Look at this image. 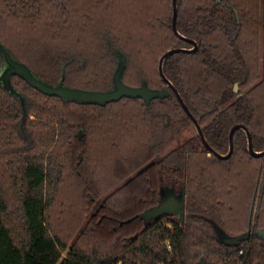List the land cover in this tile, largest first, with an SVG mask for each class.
<instances>
[{
    "label": "trees",
    "instance_id": "obj_1",
    "mask_svg": "<svg viewBox=\"0 0 264 264\" xmlns=\"http://www.w3.org/2000/svg\"><path fill=\"white\" fill-rule=\"evenodd\" d=\"M171 18V0H0V43L49 85L110 90L117 50L125 85L160 89L159 58L191 48ZM176 29L198 49L163 73L208 145L226 154L240 123L264 151V0H177ZM10 82L23 103L0 86V264H264V157L242 131L227 160L195 132L165 154L192 127L174 95L82 105ZM159 175L181 183L183 221L134 218L159 204ZM211 222L248 236L225 246Z\"/></svg>",
    "mask_w": 264,
    "mask_h": 264
},
{
    "label": "water",
    "instance_id": "obj_2",
    "mask_svg": "<svg viewBox=\"0 0 264 264\" xmlns=\"http://www.w3.org/2000/svg\"><path fill=\"white\" fill-rule=\"evenodd\" d=\"M172 4V18H171V29L173 34L180 40L192 46L191 49H171L165 52L158 61V74L162 79L166 87L158 89H150L145 81H142L141 86L138 88H133L125 85L122 82V75L125 69V57L119 52L114 51V55L117 58V66L112 75V88L110 90L101 92V91H85L81 89H74L63 85V79L59 81L56 85H49L39 78H37L30 69L23 63L14 59L7 49L0 43V57L2 59V67L0 69V86L7 91L8 93L18 97L23 103L21 95L14 90L11 85V78L16 76L21 78L27 85H29L34 90L47 97H56L61 99L64 102H74L82 105H99L105 106L111 103H117L123 98L127 99H141L144 103L149 106L152 100H164L170 96L172 93L178 103L180 104L182 110L186 116L191 121V126L196 133V135L201 140L205 149L213 156L217 157L220 160H227L233 152V135L236 131H242L246 137V149L249 155L253 158H262L264 157V151L255 152L253 150L252 138L249 129L243 124L234 125L228 136V152L224 155H221L215 152L206 142L202 128L199 125L196 118L190 113L186 105L184 104L181 96L172 85V83L165 77L163 73V63L164 61L178 53H195L198 49V45L195 41L187 39L179 34L176 29V18H177V0H171ZM237 91V84L234 87V92ZM171 92V93H170ZM81 131L78 136L81 137ZM162 216H175L178 217L180 221H183L185 216V195L184 191L176 197L173 193H165L161 196L159 204L151 209L144 211L143 213L135 216L134 218H140L144 221L145 224H149L160 218ZM132 220V219H130ZM130 220H127L125 223H128ZM213 227V232L216 234L220 243L228 247H234L237 244L244 241L248 234H243L238 237H229L227 236L215 222H211ZM261 237H264V232L259 233Z\"/></svg>",
    "mask_w": 264,
    "mask_h": 264
},
{
    "label": "rangeland",
    "instance_id": "obj_3",
    "mask_svg": "<svg viewBox=\"0 0 264 264\" xmlns=\"http://www.w3.org/2000/svg\"><path fill=\"white\" fill-rule=\"evenodd\" d=\"M193 134H194V131H193L192 127H190L189 133H184L182 137H180L175 142H173L169 146L167 151H165V154L168 153L169 151H171L172 149L176 148L180 144H182L186 139H188L190 137V135H193ZM160 186H161L163 194L171 192L176 197H178L180 195L181 190H182L181 184H178V183L175 184L172 180H170L168 178L160 179ZM101 201H99L98 203L95 204L94 208L90 211L89 217L93 216L95 214V212L100 208V206L102 205ZM213 234L216 236V234L214 232H213ZM78 235H79V232L77 233L76 237Z\"/></svg>",
    "mask_w": 264,
    "mask_h": 264
},
{
    "label": "flooded vegetation",
    "instance_id": "obj_4",
    "mask_svg": "<svg viewBox=\"0 0 264 264\" xmlns=\"http://www.w3.org/2000/svg\"><path fill=\"white\" fill-rule=\"evenodd\" d=\"M190 46H191V45H190ZM191 48H192V46H191ZM191 48H190V49H191ZM115 51H117V50H115ZM113 54H114V51H113ZM115 57H116V56H115ZM236 84H237V91L234 92V87H235ZM236 84H235L234 87H233V92L237 94V93H238L239 83H236ZM164 87H166L165 84H164L160 89H162V88H164ZM160 89H158V90H160ZM170 93H171V92H170ZM170 95H173V94L171 93ZM142 101H143V100H142ZM143 102H144V101H143ZM164 178H168V179L172 180L175 184L178 183V182H176L173 178H171L170 176H162V175H159V185H160V179H164ZM178 184H181V183H178ZM182 191H184V190H183V187H182L181 193H182ZM181 193H180V194H181ZM162 195H164V194H163L162 189H161V186H160V199H161V196H162ZM261 232H263V231H261ZM259 233H260V232H258V235L260 236ZM216 237H217V236H216ZM260 238L264 239V237H261V236H260Z\"/></svg>",
    "mask_w": 264,
    "mask_h": 264
}]
</instances>
